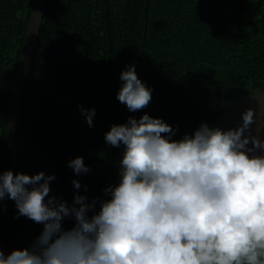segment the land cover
Returning <instances> with one entry per match:
<instances>
[{
  "label": "trees",
  "instance_id": "trees-1",
  "mask_svg": "<svg viewBox=\"0 0 264 264\" xmlns=\"http://www.w3.org/2000/svg\"><path fill=\"white\" fill-rule=\"evenodd\" d=\"M34 2L0 0V170L11 167L10 101ZM131 64L152 89L150 104L135 113L116 98ZM263 84L264 0H47L22 101L17 172L54 174L50 195L69 205L77 191L105 199L104 189L119 182L123 153V145L105 143L113 124L147 113L180 139L204 122L218 127ZM78 106L96 110L93 127ZM77 156L87 174L67 167ZM17 215L6 199L5 254L31 246L43 228ZM72 224L65 219V228Z\"/></svg>",
  "mask_w": 264,
  "mask_h": 264
},
{
  "label": "clouds",
  "instance_id": "clouds-1",
  "mask_svg": "<svg viewBox=\"0 0 264 264\" xmlns=\"http://www.w3.org/2000/svg\"><path fill=\"white\" fill-rule=\"evenodd\" d=\"M119 79L117 100L132 113L147 108L152 89L135 65ZM78 107L93 127L96 110ZM241 120L227 130L204 122L180 139L147 113L113 124L104 139L123 145L119 182L99 201L77 191L69 205L50 195L54 174L0 170V214L7 198L17 218L43 225L31 246L9 254L0 247V264H264V140L259 126L252 134L253 108ZM67 167L90 171L82 156Z\"/></svg>",
  "mask_w": 264,
  "mask_h": 264
},
{
  "label": "water",
  "instance_id": "water-1",
  "mask_svg": "<svg viewBox=\"0 0 264 264\" xmlns=\"http://www.w3.org/2000/svg\"><path fill=\"white\" fill-rule=\"evenodd\" d=\"M47 0H35L31 18L29 20L28 30L25 36L24 45L21 52V58L18 64L15 80L13 83L12 96L9 111V134L11 141L12 160L11 167L14 173H17L19 166V119L24 96L25 85L29 73V68L37 42L38 35L46 9ZM247 108H253L256 113L257 123L252 125V134L256 135L257 126L260 127L259 137L264 140V84L240 100L231 109H229L222 123L218 126L224 130L235 128L240 123L241 113ZM251 147V145H249ZM257 154H264L257 152ZM7 198H5L4 202ZM3 202V204H4Z\"/></svg>",
  "mask_w": 264,
  "mask_h": 264
}]
</instances>
